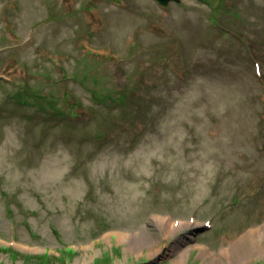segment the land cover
<instances>
[{
	"label": "rangeland",
	"instance_id": "374dc122",
	"mask_svg": "<svg viewBox=\"0 0 264 264\" xmlns=\"http://www.w3.org/2000/svg\"><path fill=\"white\" fill-rule=\"evenodd\" d=\"M207 262L264 264V0H0V264Z\"/></svg>",
	"mask_w": 264,
	"mask_h": 264
},
{
	"label": "bare ground",
	"instance_id": "6f19581e",
	"mask_svg": "<svg viewBox=\"0 0 264 264\" xmlns=\"http://www.w3.org/2000/svg\"><path fill=\"white\" fill-rule=\"evenodd\" d=\"M158 224L162 228L163 233L164 234H168V233H174L175 231H177V230H179L181 228H190L191 225H193V226L196 225L197 226L200 223L199 222H196V223L194 222V223L190 224V222L183 221L182 220V221H179L178 222V225L177 226H175L174 224H172V223L169 222L168 217H161L158 220ZM253 234H254V231L251 234H246V235L242 236L239 240L241 242H243V241H245V239L252 237ZM128 236L129 235H126L125 238L127 239ZM200 252L202 254V257L209 255V252L204 247H202V246L200 247ZM207 264H212V263L211 262H207Z\"/></svg>",
	"mask_w": 264,
	"mask_h": 264
},
{
	"label": "water",
	"instance_id": "95a60500",
	"mask_svg": "<svg viewBox=\"0 0 264 264\" xmlns=\"http://www.w3.org/2000/svg\"><path fill=\"white\" fill-rule=\"evenodd\" d=\"M160 5H167L169 2H179L181 0H155Z\"/></svg>",
	"mask_w": 264,
	"mask_h": 264
},
{
	"label": "trees",
	"instance_id": "16d2710c",
	"mask_svg": "<svg viewBox=\"0 0 264 264\" xmlns=\"http://www.w3.org/2000/svg\"><path fill=\"white\" fill-rule=\"evenodd\" d=\"M61 251V253H65V255H67V253H69V252H72V253H74V250L71 248V249H66V252L64 251V250H60Z\"/></svg>",
	"mask_w": 264,
	"mask_h": 264
}]
</instances>
